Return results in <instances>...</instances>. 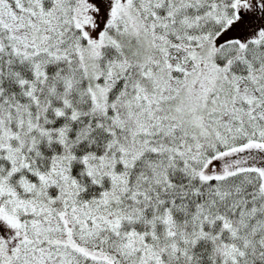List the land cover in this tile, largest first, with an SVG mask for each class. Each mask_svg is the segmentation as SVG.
<instances>
[{
	"label": "snow or ice",
	"instance_id": "6c2138e0",
	"mask_svg": "<svg viewBox=\"0 0 264 264\" xmlns=\"http://www.w3.org/2000/svg\"><path fill=\"white\" fill-rule=\"evenodd\" d=\"M0 264H264V0H0Z\"/></svg>",
	"mask_w": 264,
	"mask_h": 264
}]
</instances>
